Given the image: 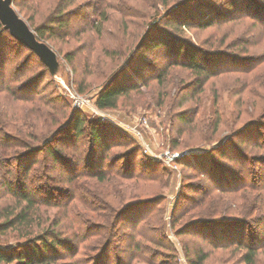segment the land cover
<instances>
[{
  "label": "rangeland",
  "instance_id": "1",
  "mask_svg": "<svg viewBox=\"0 0 264 264\" xmlns=\"http://www.w3.org/2000/svg\"><path fill=\"white\" fill-rule=\"evenodd\" d=\"M177 1L75 0L69 14L60 15L72 22L67 34L64 29H55L56 37L46 42L61 64L55 75H50L35 55L7 33L0 35V90L9 84L16 93L20 89L28 95L16 99L15 95L0 93V210L17 200L3 185L5 180L12 182L17 192L25 188L33 199H39L38 214L45 224L49 220L58 223L54 230L68 238V248L56 249L55 261L50 264H244L240 259L244 250L226 241L228 235H233L228 231L238 229L244 233V240L255 238L256 244L264 240L260 193L247 189L241 193L246 197L249 194L243 207L225 211L226 216L245 219L242 226L179 228L197 211L193 199L201 194L197 186L205 182L189 163L192 159L185 156L206 153L246 122L264 119L262 26L246 17L206 27H173L171 19L165 18L162 29L171 33L175 41L199 50L229 54L217 61L210 58V63L222 71L227 69L226 72L210 77L202 91H195L186 101L183 88L194 76L181 65H173L161 74L159 81L163 84L157 86L153 71L172 57L159 51L165 57L156 58L151 47L145 51L150 62L143 60V71L137 69L140 74L136 77L130 72L117 81H127L134 88L120 96L114 108H98L95 104L101 87L124 63L148 22L163 16V4L168 7ZM16 2L14 9L31 26L48 25L51 18L59 15L52 11L51 0ZM151 4L153 8L148 6ZM96 8L104 13L98 35L94 31V23L100 21ZM234 55L241 59L235 61ZM81 88L83 91H79ZM214 92L218 104L213 106ZM76 110L85 119L101 120L116 129V137L104 150L100 167H92L98 156L90 154L87 132L74 144L68 143L67 136L52 144L65 157L64 165L47 164L42 154L20 158L26 144L41 142L49 135V129L53 131ZM185 111L191 113V121L178 120L177 115ZM216 120L222 124L212 133ZM145 146L151 153L145 151ZM131 148H137L138 153L128 156ZM249 150L247 146L243 151L247 158ZM252 151L264 154L261 148L252 147ZM176 153L180 155L170 159ZM252 158L255 161L246 165V172L256 188L264 189V182L257 183L258 178H264V162L256 161L261 159L254 153ZM20 163L31 164L25 179ZM98 170L103 173V180L95 178ZM212 186L218 188L215 183ZM157 195L162 200L125 212L117 219L116 213L123 204ZM43 202L50 206H42ZM137 216L141 218L137 220ZM30 229L32 233L38 231L34 225L27 231ZM24 232L25 229L23 235ZM210 232L217 239L223 234L217 245ZM24 238L11 228L0 231V247L15 250L24 244ZM257 264H264V253L258 256Z\"/></svg>",
  "mask_w": 264,
  "mask_h": 264
},
{
  "label": "trees",
  "instance_id": "2",
  "mask_svg": "<svg viewBox=\"0 0 264 264\" xmlns=\"http://www.w3.org/2000/svg\"><path fill=\"white\" fill-rule=\"evenodd\" d=\"M51 1H54L52 11L59 15L55 18H51L48 22L50 24L58 23L57 25L48 26L50 25L48 23V25L40 24L37 26H31L27 23L33 30L35 36L45 43L56 37L55 29H64L67 34L68 27L72 24V22H67L69 18L64 20L62 16H67V14H69V9H71L70 7L75 0ZM263 1L264 0H219V2H215L214 0H210L209 2H206V0H179L168 7H166L167 4H163L165 8L163 16H161L160 19L156 16V19L154 18L153 21L148 22L144 33L139 37L138 42L135 44L127 58L123 60L124 63L101 87L95 98L96 106L98 108H114L117 105L119 97L127 94L131 88H134V84L132 85L127 81L119 84H117V81L130 72L132 75L135 73V77L137 74H140V72H137V69H142L143 60L150 62L145 51L151 47H153L152 50L154 51L156 58L160 56L163 58L165 57L158 53L159 51H165L167 55L172 57L169 60L165 59L163 64L153 71L152 75L154 76L152 77L156 79L157 86L163 84L159 81L162 79L161 74H163L170 66L181 65V67L185 68L190 75L192 73L194 76L193 81L187 83L183 88L186 101H188V99L192 98L195 91H202L203 84L210 77L226 72L227 69L222 71L218 66L210 63V58L214 57L217 61L223 59V57L228 56L229 54L222 51L212 52L199 50L196 47V49L191 48L181 40L175 41V37L171 33L162 29L165 27L161 25V21L165 18L171 19L170 24L173 27L177 26V24L186 27L194 25L206 27L215 22H238L249 17L252 19V23L264 28ZM13 4L17 6L16 0H13ZM148 6L153 8V4ZM95 10L97 11V17L100 18V21L94 23V31L98 35L100 34V23L104 20V13L99 8H96ZM60 15L62 16L60 17ZM3 33H7L20 47L27 49L32 55H35L39 62L46 67L32 50L12 37L0 24V35ZM161 48L164 50H161ZM198 53H201L202 56H198ZM234 57L233 59L235 61L241 59L236 55H234ZM156 58L153 59L156 60ZM23 88L24 87L21 89ZM0 91L3 95H15L14 98L16 99L28 96L25 93L22 94L20 89H18L19 92L16 93L9 84L5 85ZM79 91H83V88ZM217 102L218 98L214 92L212 101L213 106L217 105ZM39 103H41V101H39ZM182 103L183 102H180V104ZM62 109L66 110V108ZM60 112L65 114V111ZM191 117V113H188V111L180 112L177 115L178 120L185 122H187L186 120H190ZM220 124H222V121H215L213 125L214 128L211 130L212 133H216L218 125ZM114 130L116 129L113 128L112 124L110 125L101 120L85 119L84 117H81V113L76 110L69 114L65 122L57 124L53 131H50L49 129V133L47 132L49 135L42 139L41 142H38L33 146L26 144L25 148H23L24 150L20 154V158L22 155L28 158L33 154H42V160L46 161L47 164L59 163L60 165H64L65 162L63 159L65 157L62 156L60 149L52 146V144L66 136V138H68V143L72 142V144H74L78 137H82L87 132L91 148L90 154L94 155L96 158L98 156V160L92 163V167L95 168L96 165L100 167L104 159V150L108 148L110 139L116 137L113 133ZM42 133L43 132H40L41 136H44L45 134L42 135ZM246 138L249 139L252 144L249 145ZM247 146L250 148L248 151L250 158H247L245 156L246 154L243 152L246 150ZM94 147L96 150H94ZM252 147L257 149L261 148L262 151H264V119H258L257 121L250 120L246 122L243 126L225 136V138L220 140L217 145L212 146L206 153L185 156L187 160L192 159L189 163L193 164V167L201 173L205 182L197 186V190H199L201 194L198 198L195 197L193 199V206H198L196 207L197 211L194 212V214H192V216L179 228L190 229L201 226L208 227V224L214 228H236L238 225L242 226V224H245V219L236 218V216L230 215L226 216L225 211L240 210L243 207L249 194L246 197L241 193L246 189L256 194L260 193V209L264 208V189L256 188L257 185L255 184L254 179H252V176L248 171L246 172V165H251L252 162L255 161L252 158L253 153L259 155V159H261L256 161L264 162V154L253 152ZM138 151L137 148H131L127 152V155H136ZM20 164L22 166L20 170L25 179L30 170L31 164ZM97 173L98 174L95 178L103 180V173H101L100 170H98ZM259 182H264V178H258V185ZM212 183H215L218 188H214ZM3 185L9 192H11V196L14 195L17 200H15V204L4 205L0 210V221L3 219L0 222V231H6L11 228V230L18 231L20 235L25 238L23 240L24 244H21L15 250H8L6 247H0V264H50L55 261L53 258L55 255L54 253H56L55 250L58 248H68L66 246L68 238L62 237L54 230L58 223L54 224V221L49 220L48 224H45V220L38 214L39 207L37 206L36 201L39 199H33L30 190L27 191L25 188H22L17 192L12 188L13 183L9 180H5ZM226 195L228 196L224 197ZM160 200L162 199L157 195L151 198L129 201V204H123L119 208L120 210L116 213V217L118 219L125 212L127 213L133 209H139L148 204H154ZM48 205V202H43L42 206ZM136 218L139 220L141 217L137 216ZM31 225H34L38 231L32 233L30 229V232H28L27 228ZM23 229H25V235H23ZM152 229L155 230L157 228ZM152 229H148L147 231H152ZM159 229H162V227ZM228 232L233 235H228L229 237L226 239L227 243H235L239 249L244 250L240 256L241 261L244 264H257L258 256L264 253V240L261 241L260 244H256L255 238L244 240V233L238 229H230ZM210 235L213 244L217 245L223 234L220 233L218 239L214 236V233L210 232ZM221 245L226 246V244ZM102 251H104L103 248Z\"/></svg>",
  "mask_w": 264,
  "mask_h": 264
},
{
  "label": "water",
  "instance_id": "3",
  "mask_svg": "<svg viewBox=\"0 0 264 264\" xmlns=\"http://www.w3.org/2000/svg\"><path fill=\"white\" fill-rule=\"evenodd\" d=\"M0 24L12 37L34 52L51 75H55L61 68L55 51L35 36L27 22L14 9L13 0H0Z\"/></svg>",
  "mask_w": 264,
  "mask_h": 264
},
{
  "label": "built area",
  "instance_id": "4",
  "mask_svg": "<svg viewBox=\"0 0 264 264\" xmlns=\"http://www.w3.org/2000/svg\"><path fill=\"white\" fill-rule=\"evenodd\" d=\"M100 119H101V118H100ZM102 120H105V119L102 118ZM108 122H110V121H108ZM145 149H146V150H145L146 152L151 153V152L148 150L147 146H145ZM185 152H186V151H185ZM185 152H184V153H185ZM181 154H182V153H181ZM179 155H180L179 153H176V154L172 155V156H171L172 158H170V159H174V158L178 157ZM167 164L169 165V167L171 166L170 162H167ZM174 167H175V166H174ZM175 169H176V167H175Z\"/></svg>",
  "mask_w": 264,
  "mask_h": 264
}]
</instances>
